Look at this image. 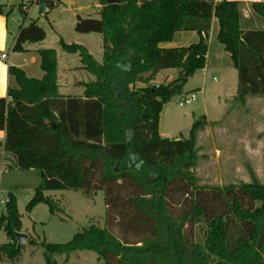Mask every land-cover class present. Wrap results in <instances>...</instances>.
<instances>
[{
    "label": "trees",
    "instance_id": "obj_1",
    "mask_svg": "<svg viewBox=\"0 0 264 264\" xmlns=\"http://www.w3.org/2000/svg\"><path fill=\"white\" fill-rule=\"evenodd\" d=\"M40 1L19 4L22 17ZM45 2L50 9L59 0ZM99 2V18L78 17L74 30L102 34L101 62L84 46L60 40L61 48L78 54L82 67L95 77L84 84L87 99L58 95L56 52L41 49L40 80L8 66L16 88L8 87L9 101L0 99V129L6 130L4 151L14 158L7 169H35L41 175L26 211L45 204L51 214L62 212L45 191L102 190L105 226L89 224L65 243L27 241L43 249L45 264L77 250L95 252L105 264H264V183L251 169L250 181L238 185L207 188L196 183L190 169L204 115L193 122L189 138H162L158 132L164 105L181 95L187 80L207 64L208 45L201 34L208 32L212 18L217 24L214 41L237 70L236 98L264 96V30L242 29L237 1ZM249 8L264 20L263 2ZM3 13L8 12L0 5ZM180 31L199 37L188 46H166ZM44 37L35 22L21 26L13 50ZM168 69L177 70L173 79L152 83ZM5 198L0 226L7 241L0 245V259L14 261L22 247L15 239L21 218L16 194L7 192ZM201 218L205 238L190 242L185 228Z\"/></svg>",
    "mask_w": 264,
    "mask_h": 264
},
{
    "label": "rangeland",
    "instance_id": "obj_2",
    "mask_svg": "<svg viewBox=\"0 0 264 264\" xmlns=\"http://www.w3.org/2000/svg\"><path fill=\"white\" fill-rule=\"evenodd\" d=\"M27 1L13 0L7 5L9 46L18 24L26 20L18 10V5H25ZM76 1L84 4L87 0ZM70 6L68 0H60L49 11L41 14L36 2H33L27 9L30 14L27 23L35 22L44 28V45L47 47H54L59 38L51 24L53 21L61 23V32L67 41H81L94 59L101 62L104 49L102 34L76 32L73 29L74 21H70L68 17ZM242 6L240 5L243 14ZM3 52L8 53V49ZM176 74L177 70L161 71L152 83L165 84ZM12 87L16 88V85L13 84ZM237 87V78L234 79L225 70L210 68L205 74L195 73L187 80L182 94L173 96L160 113L158 132L162 138L168 139L189 138L193 122L205 116L203 127L194 136L197 158L190 169L199 186L223 188L230 184L249 182L250 169L258 180L264 183V96H247L243 101H239L236 98ZM191 93L197 94V99L180 106L181 97ZM40 181V172L37 170H6L1 179L2 188L5 189L0 193V212L3 211L7 192H14L24 231L28 232L30 239H34L36 243L42 240L48 243H65L89 224L105 226L106 209L102 190H90L87 193L76 190L47 191L45 195L52 197L59 207L64 209L63 214L59 212L51 215L45 204L36 205L34 210H31L32 213L26 211L25 206ZM112 232L120 237L117 228ZM185 233L190 242L202 243L206 233L205 219L201 218V221L191 228L186 226ZM6 241V235L0 226V245ZM57 263L105 264L97 258L95 252L87 250L73 252L67 261H63L62 255H58ZM0 264H45L43 249L26 241L16 260L9 261L4 257L3 260L0 259Z\"/></svg>",
    "mask_w": 264,
    "mask_h": 264
},
{
    "label": "crops",
    "instance_id": "obj_3",
    "mask_svg": "<svg viewBox=\"0 0 264 264\" xmlns=\"http://www.w3.org/2000/svg\"><path fill=\"white\" fill-rule=\"evenodd\" d=\"M0 1H1L0 5H3L5 11H7L6 9L7 5H9V3H11L10 1L13 0H7V2H2V0ZM215 1L219 2L221 0L219 1L215 0ZM227 1H237L240 3V5H243L241 27L244 31L251 29L264 30V20L254 15L249 8V5L251 3L253 2L264 3V0H227ZM68 2L71 3V6L68 7V14H69L68 17L70 18V21L71 20L74 21L73 29L78 17L99 18V8H101V4L99 0H87L84 4H80L76 0H68ZM36 4L40 11V3H36ZM90 7L91 9H89ZM47 11H49L48 8L45 12ZM80 11H85V12L81 13ZM45 12L40 11L41 14H44ZM29 19H30V14H29V10H27L26 20L24 23L18 24L16 34L13 37L12 42L9 46L8 16L7 13L0 14V55L1 54L6 55L4 59L0 57V99H5L6 102L9 101V97L7 95V89L9 86H13V84H15V83L12 84V81H10V77L8 75V66H15L21 69L27 78L40 80L44 76V71L41 69L40 66L41 58L38 51L41 49L52 48L56 52V64H57L56 84H57L58 95L64 100L72 99V98L86 100L87 98L84 96V90H85L84 84L94 81L95 77L82 67L78 54L65 52L61 48L60 40H62L64 43L67 44L77 43L86 48V46L83 45L84 43L82 44V42L78 40H75L73 42L67 41L62 35L61 32L62 27H60L61 23L53 21L51 27L59 37L57 44L54 47H47L44 45L46 39V31L42 26H40L45 32V37L43 40L38 42H25L22 45L23 48L22 51H14L13 46L19 28L21 26H27L29 24L27 23ZM216 30H217L216 20L215 18H212L210 29L208 30V32L201 34L202 38L205 40L206 44L208 45V50L206 54L207 64L203 69L198 70L196 73L199 72L201 74H205L207 70H209L210 68H216L220 70H225L229 75H232L234 79L236 77L238 81L237 70L232 66L228 54L224 51L223 47L220 46V44L214 41V33ZM198 37H199L198 34H196V32L194 31H180L176 34V37L174 38L173 42L166 46L169 47L188 46L194 43L198 39ZM6 49H8V53L3 52ZM5 137H6V130L5 128H2L0 129V147L3 146ZM13 165H14V158L4 150L3 151L0 150V193L2 190L5 189L2 188V184H1L2 176L6 170L7 172H10L7 169V166L13 167ZM33 170L35 169H29L28 171H33ZM15 171L18 172L19 170H14V172ZM40 179H41V175H40ZM6 189H10V188H6ZM49 191H57V190H49ZM46 192L47 191H45V193ZM5 199L6 198L4 197V201ZM64 212H65L64 209H62V212H60V214H63ZM20 231L28 234V232L24 231L22 221H21ZM28 238H29V234H28ZM72 254L73 252L70 253L68 257L62 255L63 261L69 260L72 257ZM3 259L4 257H2V260Z\"/></svg>",
    "mask_w": 264,
    "mask_h": 264
},
{
    "label": "water",
    "instance_id": "obj_4",
    "mask_svg": "<svg viewBox=\"0 0 264 264\" xmlns=\"http://www.w3.org/2000/svg\"><path fill=\"white\" fill-rule=\"evenodd\" d=\"M151 0H139L140 4H146L149 3ZM116 0H109V3H114ZM47 10L46 2L45 0L40 1V11L45 12ZM15 239L17 242V247L22 246L28 239V235L24 232H16L15 233Z\"/></svg>",
    "mask_w": 264,
    "mask_h": 264
},
{
    "label": "built area",
    "instance_id": "obj_5",
    "mask_svg": "<svg viewBox=\"0 0 264 264\" xmlns=\"http://www.w3.org/2000/svg\"><path fill=\"white\" fill-rule=\"evenodd\" d=\"M217 1H219V0H217ZM25 8V7H24ZM0 57L2 58V59H4L5 57H6V55L5 54H1L0 55ZM197 94H195V93H191L190 95H186V96H182L181 97V100L179 101V105L180 106H183V105H185V104H190V103H192L193 101H195L196 99H197ZM0 150L1 151H3L4 150V147L2 146V147H0Z\"/></svg>",
    "mask_w": 264,
    "mask_h": 264
}]
</instances>
